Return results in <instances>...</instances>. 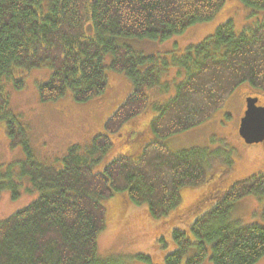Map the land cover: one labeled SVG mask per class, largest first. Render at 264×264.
<instances>
[{"label":"trees","instance_id":"trees-1","mask_svg":"<svg viewBox=\"0 0 264 264\" xmlns=\"http://www.w3.org/2000/svg\"><path fill=\"white\" fill-rule=\"evenodd\" d=\"M240 1L251 9L264 10V0ZM223 2L0 0V123L10 146L20 144L27 154L18 166L12 163L0 168V193L9 189L13 196L19 195L17 190L25 179L30 183L26 190L38 193L0 221V264H125L114 252H97V235L105 226L102 201L117 197L107 206L117 209L127 198L145 204L150 216L160 218L178 206L181 188L196 186L205 177L213 179L211 185L192 191V197L176 211L186 209L188 214L214 199L193 226L197 234L207 223L220 222L201 236L212 243V263L254 264L264 255L263 226L228 221L236 201L264 194V171L241 178L231 174L215 177L207 150L173 151L164 142L210 118L240 84L264 95V24L236 34L231 23L225 22L179 57L172 56L171 64L182 79L170 83L173 95L165 99L167 90H159L164 68L152 65L153 56L118 41L168 39L190 25L209 21ZM105 55L110 56L108 65ZM42 66L51 73L37 87L41 102L64 95L86 102L103 93L112 80L110 75L123 76L129 83L89 145L70 146L59 168L32 158L25 130L8 109L7 83L20 89L26 73ZM149 104L156 112L150 114V138L131 154L111 158L110 151L133 133L124 123L134 124L136 117L147 113ZM106 133L117 137L111 139ZM100 160V170L94 171ZM184 234L180 228L173 231L181 247L172 264H178ZM204 256V248L199 247L185 264H200Z\"/></svg>","mask_w":264,"mask_h":264},{"label":"rangeland","instance_id":"rangeland-1","mask_svg":"<svg viewBox=\"0 0 264 264\" xmlns=\"http://www.w3.org/2000/svg\"><path fill=\"white\" fill-rule=\"evenodd\" d=\"M225 22L231 23L233 31L240 34L255 25L264 24V10L246 7L240 0H224L220 9L209 21L190 25L182 33L168 39L126 38L118 41L137 53L153 56L152 65L164 68L159 90H167L163 95L165 99L173 95L171 82L178 83L182 79V75L177 74L176 68L171 64L172 56L179 57L188 46L201 42ZM109 62L110 56L105 55V65ZM50 73L51 69L47 66L33 68L26 73L20 89H13L12 83L9 82L6 92L8 109L25 130L32 158L39 164L59 168L60 159L70 146L89 145L92 134L99 128L106 115L111 114L118 106L117 101L127 91L129 83L123 76L110 75L112 83L108 80L103 93L86 102H76L68 95L56 101L41 102L38 99L37 87L47 81ZM106 76H109L108 70ZM128 89L130 91L129 87ZM260 93L246 84H240L210 118L186 131L168 137L164 142L173 151L195 147L207 150L209 163L214 164L215 177L231 174L241 178L251 173L257 164V159L264 158V141L245 145L237 133V126L242 115L244 99L247 96H259L262 104L264 95ZM161 99L159 101H162ZM146 112L136 117L134 124L130 120L124 123V126L132 127L133 133L126 137L122 145L110 151L111 158L131 154L137 145L150 138L148 125L150 114H154L150 104ZM106 134L110 138L113 137L111 139L117 137ZM26 157L27 154L20 144L10 146L3 131V124L0 123V168L5 169L12 163L17 165V162ZM100 168L101 160L94 167V171H99ZM212 180L205 177L203 182L196 186L181 188L178 206L160 218L150 216L145 204L137 205L127 198L117 209L107 207L114 204L117 197L103 200L105 226L97 235L98 254L114 252L113 255L119 256L125 264H172L173 255L181 247L179 239L174 238L173 231L180 228L185 233L182 237L185 243L178 264H185V260L196 254L199 247L205 250V256L200 264H213L210 260L212 243L201 236L220 222L213 220L207 223L197 234L194 233L193 230L196 232L197 230L193 226L201 215L210 210L214 199L209 200L200 210L188 214L186 209L176 211L185 200L192 197V191L211 185ZM29 184L26 179L21 181V187L17 190V193L19 190L20 193L17 196H13V192L9 189L0 193V221L38 196L36 191L26 190ZM217 189L218 187L215 190ZM228 221L241 226L264 227V194L248 195L236 201ZM182 225L189 227L182 228L180 227ZM254 264H264V255Z\"/></svg>","mask_w":264,"mask_h":264},{"label":"water","instance_id":"water-1","mask_svg":"<svg viewBox=\"0 0 264 264\" xmlns=\"http://www.w3.org/2000/svg\"><path fill=\"white\" fill-rule=\"evenodd\" d=\"M257 97L245 98V110L238 124V135L247 145L264 141V105L257 106Z\"/></svg>","mask_w":264,"mask_h":264},{"label":"flooded vegetation","instance_id":"flooded-vegetation-1","mask_svg":"<svg viewBox=\"0 0 264 264\" xmlns=\"http://www.w3.org/2000/svg\"><path fill=\"white\" fill-rule=\"evenodd\" d=\"M243 103H244V102H243ZM257 105H262V104L259 103V100H258ZM244 109H245V103H244V105H243V111H244ZM243 111H242V112H243ZM143 143H145V142H143ZM143 143H141L140 145H142ZM254 159H256V158H254ZM258 165H260V166L258 167ZM263 171H264V158H263V159L258 158V159H257V164L254 166V169H252V172H251V173H261V172H263ZM247 175H248V174H247ZM244 177H246V175H245ZM201 201H202V200H201ZM201 201L198 202V203H201ZM187 212H188V211H187Z\"/></svg>","mask_w":264,"mask_h":264}]
</instances>
